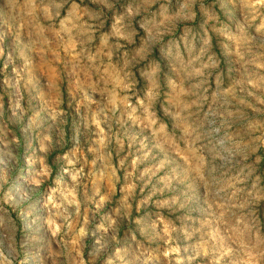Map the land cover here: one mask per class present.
<instances>
[{
  "label": "rangeland",
  "instance_id": "obj_1",
  "mask_svg": "<svg viewBox=\"0 0 264 264\" xmlns=\"http://www.w3.org/2000/svg\"><path fill=\"white\" fill-rule=\"evenodd\" d=\"M0 264H264V0H0Z\"/></svg>",
  "mask_w": 264,
  "mask_h": 264
}]
</instances>
